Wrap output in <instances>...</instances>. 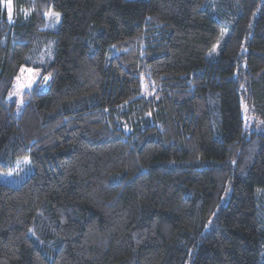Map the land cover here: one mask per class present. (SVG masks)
Wrapping results in <instances>:
<instances>
[{"label":"trees","instance_id":"trees-1","mask_svg":"<svg viewBox=\"0 0 264 264\" xmlns=\"http://www.w3.org/2000/svg\"><path fill=\"white\" fill-rule=\"evenodd\" d=\"M260 124L264 0H0V264H264Z\"/></svg>","mask_w":264,"mask_h":264},{"label":"rangeland","instance_id":"rangeland-1","mask_svg":"<svg viewBox=\"0 0 264 264\" xmlns=\"http://www.w3.org/2000/svg\"><path fill=\"white\" fill-rule=\"evenodd\" d=\"M2 5L7 11L9 20H13L14 14V0H2ZM59 14L57 18L55 14ZM45 18L47 20L46 29L50 31H58L61 23V14L55 11L53 8L48 9L45 12ZM224 35V33H223ZM224 37V36H223ZM218 47V46H217ZM46 57L43 56L40 59V63H44ZM50 80V75L44 73L43 67L32 68V67H23L18 74L14 88L10 95L8 96L9 100L17 103L15 113L20 115L24 102H23V93L27 90L32 89L33 87L40 85L42 88L48 87V81ZM245 122L248 127L253 126L252 116L245 114ZM263 131L264 128L262 125H259V129ZM34 172V167L30 156L19 157L14 162V168L10 170H0V182L9 184L11 186H20L25 182Z\"/></svg>","mask_w":264,"mask_h":264},{"label":"snow or ice","instance_id":"snow-or-ice-1","mask_svg":"<svg viewBox=\"0 0 264 264\" xmlns=\"http://www.w3.org/2000/svg\"><path fill=\"white\" fill-rule=\"evenodd\" d=\"M55 16L58 18L59 17V14L57 13V14H55Z\"/></svg>","mask_w":264,"mask_h":264}]
</instances>
